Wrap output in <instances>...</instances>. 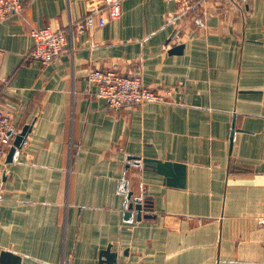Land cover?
<instances>
[{"label":"crops","instance_id":"obj_1","mask_svg":"<svg viewBox=\"0 0 264 264\" xmlns=\"http://www.w3.org/2000/svg\"><path fill=\"white\" fill-rule=\"evenodd\" d=\"M23 2L0 20L11 145L30 125L0 162V264L3 251L99 264L109 245L117 264H264V0H123L117 19L71 33L88 0ZM45 26L67 45L41 64L30 31ZM95 69L141 73L166 101L109 110ZM133 157L184 164L185 185ZM127 191L152 218L124 219Z\"/></svg>","mask_w":264,"mask_h":264},{"label":"built area","instance_id":"obj_2","mask_svg":"<svg viewBox=\"0 0 264 264\" xmlns=\"http://www.w3.org/2000/svg\"><path fill=\"white\" fill-rule=\"evenodd\" d=\"M123 0H88L85 15L72 22L69 32L89 31L103 27L108 20H115L121 14ZM179 7L189 8L194 3L208 0H164ZM23 0H0V20L23 11ZM67 32L59 28L45 26L30 31L33 45L28 58L41 64H48L61 56L67 45ZM1 58V53H0ZM87 80L95 84L96 97L105 100L109 110H119L128 106H141L147 103L165 102L166 97L143 82L141 73L131 76L117 74L113 71L91 70ZM12 128L11 116L0 107V162H3L11 145L9 132Z\"/></svg>","mask_w":264,"mask_h":264},{"label":"water","instance_id":"obj_3","mask_svg":"<svg viewBox=\"0 0 264 264\" xmlns=\"http://www.w3.org/2000/svg\"><path fill=\"white\" fill-rule=\"evenodd\" d=\"M182 49V45L175 46L171 53H180ZM30 131V125H25L22 130L15 135L12 145L7 151L5 156V163L10 164L13 162L14 156L19 150ZM233 134L231 132L230 143L233 142ZM135 160L137 165L143 164L145 168H150L151 170L163 175L165 177L166 184L174 185L178 187H183L185 185V166L181 163L176 162H162L160 160L149 159V158H131ZM127 204L124 211V219L129 220L135 214L136 220L141 221L143 219L152 218V215L148 214L149 204L147 200H143L141 198H136L133 196V192L127 191L126 193ZM112 245L107 246L106 249L101 250L99 253V264H117L118 263V253L112 252ZM126 254V251H124ZM20 261V256L8 252L3 251L1 253V263L2 264H18Z\"/></svg>","mask_w":264,"mask_h":264}]
</instances>
